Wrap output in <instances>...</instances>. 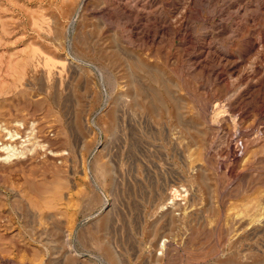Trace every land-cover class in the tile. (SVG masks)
<instances>
[{
    "label": "rangeland",
    "instance_id": "1",
    "mask_svg": "<svg viewBox=\"0 0 264 264\" xmlns=\"http://www.w3.org/2000/svg\"><path fill=\"white\" fill-rule=\"evenodd\" d=\"M5 129L0 264H264V0H0Z\"/></svg>",
    "mask_w": 264,
    "mask_h": 264
},
{
    "label": "bare ground",
    "instance_id": "2",
    "mask_svg": "<svg viewBox=\"0 0 264 264\" xmlns=\"http://www.w3.org/2000/svg\"><path fill=\"white\" fill-rule=\"evenodd\" d=\"M4 132H5L6 141L4 143H1L0 146V151L2 152L0 156V160L4 162H10L13 159L24 156L26 152L30 150V148H27L26 145H24L23 143H21L20 145L13 144V142L18 138V134L16 131L5 129ZM172 194H176V193H172ZM115 260H117V258H115ZM113 264H118V263H113Z\"/></svg>",
    "mask_w": 264,
    "mask_h": 264
}]
</instances>
